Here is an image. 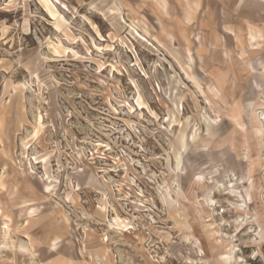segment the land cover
I'll use <instances>...</instances> for the list:
<instances>
[{
	"label": "rangeland",
	"instance_id": "obj_1",
	"mask_svg": "<svg viewBox=\"0 0 264 264\" xmlns=\"http://www.w3.org/2000/svg\"><path fill=\"white\" fill-rule=\"evenodd\" d=\"M0 264H264V0H0Z\"/></svg>",
	"mask_w": 264,
	"mask_h": 264
},
{
	"label": "bare ground",
	"instance_id": "obj_2",
	"mask_svg": "<svg viewBox=\"0 0 264 264\" xmlns=\"http://www.w3.org/2000/svg\"><path fill=\"white\" fill-rule=\"evenodd\" d=\"M257 131H260L259 129ZM243 178V177H242ZM202 180V179H201Z\"/></svg>",
	"mask_w": 264,
	"mask_h": 264
}]
</instances>
